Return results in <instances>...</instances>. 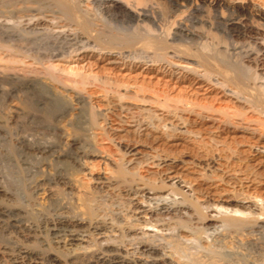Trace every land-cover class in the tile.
Masks as SVG:
<instances>
[{"label":"bare ground","instance_id":"1","mask_svg":"<svg viewBox=\"0 0 264 264\" xmlns=\"http://www.w3.org/2000/svg\"><path fill=\"white\" fill-rule=\"evenodd\" d=\"M87 1L0 0V19L28 18L33 21V25H46L50 31H55L57 34L70 32L69 36L72 37L70 40L62 37L58 39L59 46L57 45V49L55 47L56 50H53L55 55L50 54L51 58L71 60L76 57L86 62L95 59V62L103 64V67L112 65L128 71L140 70L187 84L195 81L196 84H202L212 82L214 79L208 69L210 70L216 56L213 55L215 56L213 58L207 50L208 48L211 50L212 46L219 43L208 45L203 37L204 32L202 34V29L212 28L218 32V37H222L224 41L222 48L227 52H225L227 58L229 56L235 59L233 63L238 67L235 69L236 72L238 70L235 77L236 91L234 93L230 90L232 96H229L235 99L236 107L232 111L229 109L230 114L224 113L221 117L195 111L192 106V109L190 107L186 109L184 106H181L183 108L174 106L172 109L168 107L169 110L166 109L167 111L164 112L151 108L139 110L120 107L121 116L118 122L108 124L104 121L101 127L105 137L111 142L116 141V145L120 147L116 170L111 173L112 176L97 181L101 192L82 195L81 199H76L80 201L79 209H82L80 215H76V218L62 217L52 225L51 231L66 233L63 237L67 238L65 239L68 247L65 248H68L70 255L82 264H225L223 257L220 258L218 249L225 243L226 238L239 231L251 237L255 229L257 230L258 217L262 218L260 223L264 224V186H259L258 180V176L261 175L259 173L264 172V154L259 152L255 155L250 154L253 149L264 150V120L248 119L250 121L247 122L244 118L245 113L254 114L262 104L264 105V37L262 38V35L251 25L246 24V18H240L234 8L227 10L225 18H218L215 3L211 9L213 16L208 26L203 22L200 14L201 7H196L183 18L184 24L187 25L185 28L171 19L173 15L176 17L175 14L179 10L177 3L182 0H166L167 11H163L161 7L153 8L144 0L125 1L130 10L113 14L112 19L127 25L130 33L126 36L113 34L105 29V25L100 24L97 14L87 8ZM131 10H134V13ZM4 43L0 41V56L5 52L10 53L11 50L10 46H5ZM169 55L186 67L172 65L168 61ZM26 59L28 58L25 57ZM29 59L27 62H22L21 59L17 61L23 65L21 67L0 68V82L9 84L11 92L14 87H20L27 91L29 96L40 98L39 82L60 81L59 84H64L60 93L74 106L64 108L63 114L70 115L71 111H77L76 115L80 118L83 115L82 120L85 122L88 119L93 121L95 112L92 105L78 95V91L85 92L86 86L94 83L92 86L94 90L102 89L107 94L109 88L115 86V83L106 77L95 78L92 81L96 84L95 82L90 84L82 74H77V71L73 75L75 77L70 79L52 75L53 72L48 74L45 69L46 73L32 68L34 59L31 63ZM225 73L228 74L226 71ZM215 81L216 85L225 87L223 84L225 81L219 82L218 79ZM75 89L77 93L74 92ZM19 90L21 89L18 88V92ZM8 92L11 94L10 91ZM9 94L0 91V95H5L4 98H8ZM118 97L142 104L155 102L152 98L137 94L124 93ZM11 106L16 107L15 103ZM86 106L89 109H86ZM43 108L45 109L44 106ZM86 110H88L87 115ZM259 111L261 115L263 110ZM260 127L263 130L259 129ZM238 137L247 142L246 151L239 144V146L236 144L237 148L231 147V142ZM76 141L71 138L72 143L69 142V145L73 148L76 145V168L79 171L81 164L85 165V159L94 157L95 154L90 149L79 148L81 144ZM196 146L203 148L198 151ZM169 147L188 149L187 152L191 156L187 154L189 159H183L184 155L183 158L173 157L175 154L169 156L165 152ZM47 150L36 151L45 153ZM246 152L252 157L249 159L244 157ZM149 166L153 170L140 172ZM174 179L181 181L183 188L187 189V194L178 186L169 184ZM60 180L58 177L57 182ZM166 192L180 196V201L174 202L173 207L161 204L158 209L148 208L146 203L149 197L161 199ZM258 202L260 205H257ZM3 207H0V217L9 213ZM215 209L229 210L235 216L226 217L224 214L222 217L212 216ZM183 211H189L188 217L183 216ZM219 222L223 224L220 227L224 228L225 233L220 237L215 236V241L208 243L204 238L205 231ZM170 225L174 226L172 229L176 232L175 236H164L162 232L169 231ZM149 228L159 233L156 237L164 244L157 245L154 238L152 241L149 236L146 237ZM186 241H194L200 251H203L187 254L189 255L188 258L186 257L187 262L182 258V254L184 256L187 253L184 244ZM152 250L159 251L160 257L147 260L144 254ZM27 252L23 251L21 256H30ZM51 262H57V258H51ZM14 264L21 263L14 261Z\"/></svg>","mask_w":264,"mask_h":264},{"label":"rangeland","instance_id":"2","mask_svg":"<svg viewBox=\"0 0 264 264\" xmlns=\"http://www.w3.org/2000/svg\"><path fill=\"white\" fill-rule=\"evenodd\" d=\"M125 1L131 2L132 0H88L86 3L87 5H85L89 10H93L95 15L97 14V19L100 21V24L105 25L104 27L105 29L107 28V31L110 30L113 34H122L126 36L130 33L127 25L115 22L112 19L113 14L124 10H130ZM144 2L147 5H152L153 8L159 9L161 7V9H164L163 11L168 10L166 8V0H144ZM214 3L217 7L218 18H225L227 10H233L234 8L238 12L240 18H246V24L249 26L251 25L254 30L262 35V38L264 37V0H182L177 3L179 9L177 14L179 17L175 14L177 18L173 15L171 19H174L175 23L181 24L187 28L183 18L187 16L192 8L201 7L200 14H202L203 22H206L208 26L212 20L213 13L211 9H213L212 6ZM131 12L134 13V10H131ZM260 18L263 20H260ZM11 20L0 19V41L5 42V46H13V48L8 46L9 49H11L10 53L5 52L1 54L0 68L21 67L23 65L19 62L17 63V61L21 59L22 62H27L30 58V63L34 59L31 64L32 68H37L42 71L45 69L47 73L49 72L51 74L53 72L52 75L55 74V76H64L63 78L67 77V79H70L75 77L73 75L76 73L75 71H77V74H82L90 84L91 82H95L92 80L98 77H106L115 83V86L109 88L107 94L104 93L102 89H95V91L92 87L94 83L86 86L85 92L81 93V91H78V95L82 97L86 103L91 104L95 112V120L92 119L93 121H91L88 119V121L85 122L82 120L83 115H81V118L79 115H76L77 111H71L72 113L70 115L67 113L63 114L64 108L74 106L60 93L62 91L61 88L63 89L64 87V84H59L60 81H58V83L54 81V84L52 81V84L46 81H44L45 83L43 81H41V83L39 82L40 84L38 83V86L40 88L38 87V89L41 92V99L32 95L29 96L30 94L20 87L12 88L13 91L11 92L9 84L0 82L1 93L9 94L8 91L11 92L8 98H4L5 95H3L4 97L0 95V189H2V194H0V207L5 205L3 208H6L9 212L6 213L5 216L0 217V264H14V261H19L21 264H82L79 260H76L75 257L70 255L68 248H65L68 247L66 242L67 238L63 237L66 233H63V231L53 232L51 228L52 225L57 223L62 217L67 218L70 216L69 218H76V215H80L82 209H79L80 201L77 200L81 199L82 195L101 192L100 186L98 189L97 181L101 180V178H108L109 175L112 176L111 173H113L118 166L117 159L120 156V147L116 145V141L111 142L105 137L101 130L104 124L103 122L106 121L108 124L117 123L121 116L120 107H131L139 110L142 108H151L164 112L169 110V108L172 109L174 106L179 108H183L181 106H184L186 109L189 107L192 109L193 107L195 111H203L206 112V114L215 116L220 115L219 117L224 113L230 114L236 107L235 99L229 96H232L230 92L236 91L237 84L235 77L237 76L236 73L238 70L236 72L235 69H238V67L233 63L235 59L229 56L227 58L225 54L226 51L224 52L222 48L224 41L221 39L222 37L220 35V37H218V32L214 31L212 28L202 29V34L204 32L203 37L208 45L219 43L214 47L212 46L211 50L209 48V51L207 50L212 56H216L211 63V71L208 69L214 79H212V82H205L202 84H196V81L192 84H187L175 81L163 75L161 76L140 70L128 71L120 66L115 67L112 65L103 67V64L95 62V59H90L86 62L80 61L76 59V57H73L71 60L51 58L50 54L53 53L55 47L57 49V45L59 46L58 39L62 37L63 39L66 38V40H70L72 38L69 36L70 32H67L68 34L65 32L57 34L55 31H50L49 27L46 25H33V21L28 18ZM172 28L173 27H171V30ZM10 32L12 33L10 34ZM221 40L222 42H220ZM220 43H222V45H220ZM216 49H218V51ZM207 52L205 51L206 54H209ZM54 53L52 55H55ZM12 55L15 56L13 57ZM169 56L168 61H170L172 65L186 67L185 64L178 63L176 59ZM215 56H213V58ZM25 57L28 59L25 60ZM245 62L249 63V61ZM232 66H235V68ZM224 70L228 72V74L225 73ZM223 72L225 74H223ZM216 79H218L219 82L225 81L223 83L225 87L222 88L216 85ZM18 88L21 89L19 92ZM88 88H90V90L87 91ZM25 92L27 93L25 94ZM74 92L77 93V90L75 89ZM124 93L128 95L137 94L146 98L149 97L154 99L155 102L142 104L129 99H118V96ZM42 95L43 97H41ZM12 103H15L16 107L11 106ZM89 104H87L88 107ZM25 105H27V107H24ZM50 105L54 108H51ZM87 106L86 109L88 108ZM47 107H50V109ZM259 110H263V112L261 111V115L259 114ZM86 111L87 115L88 110ZM258 111L254 114L245 113V120L247 122L250 121H248V119H261L263 121V104ZM258 114L260 116H258ZM243 124H245V121ZM259 129L263 130L262 127ZM71 138L76 139V142L81 144L79 148L82 150L90 149L95 154L94 157L85 159L86 163H84L85 165L81 164L82 168L80 167L79 171H77L78 168H76V145L74 148L69 145L72 143ZM236 144L242 146L241 148L246 151L247 142L245 140L243 141V139L238 137L234 142L232 141L230 145L232 148H237L239 145L236 147ZM196 148L200 151L203 147L196 146ZM41 149L48 150L45 153L36 151ZM187 151L188 149L183 150L182 148L180 149V147H169L165 150L169 156L175 154L173 157L178 158L179 156V158H183L184 155L183 159H189L191 155ZM65 152H67L69 156ZM257 152L264 154V150L261 149L258 151L253 149L250 154L255 155ZM178 153L180 155H178ZM245 154L244 157H247V159L252 157L247 152ZM63 155L64 157H62ZM71 155L72 158L70 157ZM65 157H67L66 159L68 161L65 160ZM62 158L65 161H62ZM147 170H153V168L149 166L142 169L140 172ZM259 174H261L258 176L260 178H258L260 181L259 186H264V172L261 171ZM63 176L64 178L62 179ZM58 177L59 180L61 177L59 182H57ZM65 182L67 184H64ZM169 184H173L172 186L174 187L178 186L184 191H182L183 193L187 194V189L183 188L180 180H171ZM255 184L257 185V183ZM153 198L154 197H149L147 200L146 205L149 209H158L161 204L173 207L175 206V204L173 205L174 202L180 201V196L172 195L170 192H166L162 195L161 199L160 197ZM257 205H260V202H258ZM223 214L226 217L235 216L233 212L221 209H215V213L211 215L222 217ZM188 215L189 211H183L184 217H188ZM236 216L238 215L236 214ZM261 219V217H258L259 223L257 224V230L255 229L251 237L245 236V234L243 235L242 232L239 231V233L236 232L238 235L236 233V235L232 234L233 236L229 235L224 241L225 245L221 244L218 253L220 258L223 257L222 260L225 264H264V224L260 223ZM220 226L222 227L223 224L221 225L219 222L216 223L213 228L205 231L206 234L204 235L206 236H204V238L208 243H212L216 237H220L225 233V231H223L224 228L222 229ZM173 227V225H170L169 229L171 230ZM170 230L164 231L162 234L164 236H175L176 232H174L173 229ZM156 235L159 236V233H155V230L150 228L148 232H146V237L149 236L148 238L152 239V241L155 239L154 241H156L157 245L164 244ZM184 244H186L187 253H185L184 256L182 254L183 261L187 262V258L190 254L203 252L200 251L196 243L194 244V241H186ZM163 247H165V245ZM23 251H28L27 253H30V256H21ZM159 255V251L152 250L147 251L144 257H146L147 260L154 258L158 259L160 257ZM53 257L57 258V262H51V258Z\"/></svg>","mask_w":264,"mask_h":264}]
</instances>
